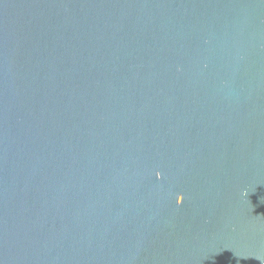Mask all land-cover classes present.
<instances>
[{
  "label": "water",
  "instance_id": "water-1",
  "mask_svg": "<svg viewBox=\"0 0 264 264\" xmlns=\"http://www.w3.org/2000/svg\"><path fill=\"white\" fill-rule=\"evenodd\" d=\"M0 264H264V0H0Z\"/></svg>",
  "mask_w": 264,
  "mask_h": 264
},
{
  "label": "clouds",
  "instance_id": "clouds-1",
  "mask_svg": "<svg viewBox=\"0 0 264 264\" xmlns=\"http://www.w3.org/2000/svg\"><path fill=\"white\" fill-rule=\"evenodd\" d=\"M182 201H183V198L182 197L181 198H178L177 201H176V205L177 206L181 205Z\"/></svg>",
  "mask_w": 264,
  "mask_h": 264
},
{
  "label": "snow or ice",
  "instance_id": "snow-or-ice-1",
  "mask_svg": "<svg viewBox=\"0 0 264 264\" xmlns=\"http://www.w3.org/2000/svg\"><path fill=\"white\" fill-rule=\"evenodd\" d=\"M161 175V174H160ZM155 178H156V173H155Z\"/></svg>",
  "mask_w": 264,
  "mask_h": 264
}]
</instances>
